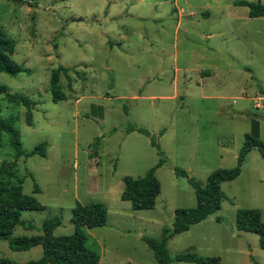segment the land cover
I'll return each instance as SVG.
<instances>
[{
	"label": "rangeland",
	"instance_id": "obj_1",
	"mask_svg": "<svg viewBox=\"0 0 264 264\" xmlns=\"http://www.w3.org/2000/svg\"><path fill=\"white\" fill-rule=\"evenodd\" d=\"M239 1L264 3L0 0V31L13 40L11 59L21 68L15 76L0 72V83L35 102L29 126L25 108L0 93V118H15L24 151L47 143L45 156L15 158L0 131V178L20 180L44 206L22 211L31 227L16 226L12 236L39 235L53 216L61 221L53 233L71 234L75 203L101 202L105 225L83 227L98 264H157L143 238H162L177 208L196 205L193 187L175 169L204 185L212 171L236 165L253 120L264 141V16L249 17ZM59 66L69 68L59 80L66 97L53 101L50 73ZM131 125L149 135L127 133ZM152 167L160 183L154 207L132 209L120 199L122 178ZM220 188L218 210L168 239L170 264H192L176 255L264 264L259 234L235 228L238 209L255 210L264 222L260 152L252 148L239 175ZM41 255L40 245L12 250L0 239V258L15 264Z\"/></svg>",
	"mask_w": 264,
	"mask_h": 264
},
{
	"label": "trees",
	"instance_id": "obj_2",
	"mask_svg": "<svg viewBox=\"0 0 264 264\" xmlns=\"http://www.w3.org/2000/svg\"><path fill=\"white\" fill-rule=\"evenodd\" d=\"M239 5L248 7V16H264V3L260 1L248 2L239 1ZM14 52L13 40L6 37L0 31V72L15 76L21 68L12 59ZM69 68L59 66L50 73L49 92L53 101L65 99V93L59 85L61 74L68 77ZM0 93L12 104L21 105L25 108V122L32 125V109L35 102L28 96L12 93L8 87L0 83ZM15 118L9 116L0 118V131L6 132L9 143L14 151L15 158L29 157L32 155L45 156L47 143L41 142L29 151H24L21 147V137L19 130L15 126ZM257 121L253 120V127L250 133L244 136V143L239 151L237 163L231 168L216 169L206 178L205 184L202 185L192 177H188L186 172L181 169H175L176 175L187 177L188 182L194 189L196 205L192 208H177L174 212V219L171 228L163 229V236L160 239L144 237L147 246L153 251L157 264H170L166 244L168 239L174 235L189 229L192 224L198 223L208 215L220 208L222 194L220 185L222 182L229 181L237 177L241 170V164L245 155L252 149L256 148L264 158V141L258 137ZM138 131L142 134L149 135L144 129L131 125L126 132ZM99 138L93 142L96 147ZM151 145L156 146V142L151 139ZM163 163L160 157L156 166ZM123 189L120 193V199L128 201L132 209H152L156 197L160 193V183L155 176V167L150 168L141 177H131L125 175L122 178ZM21 181L17 184H9L0 178V239L7 240L8 246L12 250H25L30 247L40 245L42 255L37 260L21 264H98L99 254L96 250L88 247L87 235L83 227L93 228L100 227L106 223L107 208L101 202H76L71 209L70 221L74 226L71 234L53 233L54 229L60 224V218L53 216L46 218L41 227L42 233L30 236H12L16 226L24 228L31 227L21 220V212L25 210H42L41 205L33 194H26L22 191ZM33 193L39 192L38 185L34 182ZM235 228L238 231L256 232L260 237V246L264 249V222L258 219V212L252 209H238L235 214ZM178 261H185L192 264H220L216 256L201 255H176ZM0 264H15L14 261L0 258Z\"/></svg>",
	"mask_w": 264,
	"mask_h": 264
},
{
	"label": "water",
	"instance_id": "obj_3",
	"mask_svg": "<svg viewBox=\"0 0 264 264\" xmlns=\"http://www.w3.org/2000/svg\"><path fill=\"white\" fill-rule=\"evenodd\" d=\"M262 120H264V117H261Z\"/></svg>",
	"mask_w": 264,
	"mask_h": 264
}]
</instances>
